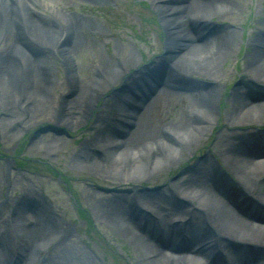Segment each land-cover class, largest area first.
Returning <instances> with one entry per match:
<instances>
[{
    "label": "bare ground",
    "instance_id": "obj_1",
    "mask_svg": "<svg viewBox=\"0 0 264 264\" xmlns=\"http://www.w3.org/2000/svg\"><path fill=\"white\" fill-rule=\"evenodd\" d=\"M34 1L39 5L44 4L43 0ZM155 1L164 15L168 30L167 47L171 48L175 45L179 47L180 39H194V25L182 21L179 16L185 8L183 5L193 10L192 14L196 13L203 23L213 17L225 18L237 9L232 0ZM9 2L15 3L12 12L8 11ZM177 3L183 7L177 6ZM46 7L54 13L53 5L48 3ZM41 13L30 0H0V44L5 42L0 50V80L5 78L10 84L9 78H15L14 66H21V69L24 62L26 69H29L27 72L31 73L27 88L23 87L25 91L22 92L26 93L23 98H19L17 88H13L16 91L14 95H0V104L6 106L0 117V133L4 135L9 134L10 130H18V126L21 129L28 127L36 117L34 108L41 103L43 93L52 84L50 64L46 62L50 55L62 57L70 69L69 78L74 81L78 78L72 62L73 51H79L88 44L81 35L84 29L90 27V23L79 16L64 17L57 25L59 36L51 43L48 40L50 27ZM235 33L215 34L196 42L199 51L190 48V51L176 56L169 69V77L180 79L183 74L194 75L191 71L194 68L199 71V76L209 79L211 84H218L216 74L223 75V70L218 71L217 68H220L224 56L234 48ZM252 46L253 54L250 52L247 55V70L244 69L246 86L261 90L264 87V36L256 34L254 41L250 40L248 45ZM33 49H42L44 53L34 55ZM190 60L197 61L193 64ZM121 66L125 69L127 63H121L118 68H102L101 81L93 93L78 96L84 98L82 105L77 102L78 97L71 104L64 102L59 116L61 122L72 130L88 119L93 105L91 101L97 103L98 92L105 83L114 81L125 71ZM17 70L19 72V68ZM155 70L159 72L160 66H156ZM125 81L131 82L132 76ZM215 85L193 94L192 98L198 106L189 111L192 116L190 121L179 117L177 123L167 124L169 127L165 130H161L162 126L149 118L150 114L155 113V97L161 93H171L165 84L155 81L150 85L153 96L145 97V101L141 98L142 108L138 110L139 107L134 106L130 114L125 112L123 101L130 103L132 99L112 96L102 109L111 107V115H115L111 120L114 121L99 120L96 136L82 146L74 157V163L80 167L101 168L103 176H120L128 180L136 176L152 179L167 165L177 164L186 154H190L201 143L207 129L212 128L213 120L218 116L219 102ZM120 93L127 95L128 91L122 88ZM235 93L231 98V107L223 111L228 116L227 125L218 132L207 155L194 162L179 179L168 183L159 193L137 191L131 197L110 198L111 201L100 203L97 207V215L137 249L141 264H264V226L256 225L263 220L264 131L258 133L252 127L254 123H263L264 101L250 100L245 88ZM147 104L148 111L145 113L146 109L143 108ZM14 105L17 107L13 108ZM74 106L81 109H74ZM246 133L256 140L244 139ZM138 155L144 157V164ZM138 167L140 170L135 171ZM17 212L20 214L17 217L22 221L24 215L21 209ZM26 224L19 223V245L24 250L18 249L22 254L18 253L14 258L9 256L11 243L0 227V264H32L28 258L34 259L31 252L35 247L41 243L49 245L53 241V247L58 249L66 235L64 231L55 232L53 237V233L48 235L46 232L50 228L45 229V222H35L31 226ZM231 243H241L243 246L239 251H234ZM251 245L261 252L254 254ZM62 252L65 253L64 250ZM58 264H65L64 259Z\"/></svg>",
    "mask_w": 264,
    "mask_h": 264
},
{
    "label": "rangeland",
    "instance_id": "obj_2",
    "mask_svg": "<svg viewBox=\"0 0 264 264\" xmlns=\"http://www.w3.org/2000/svg\"><path fill=\"white\" fill-rule=\"evenodd\" d=\"M30 1L42 12L41 15L50 27L48 40L51 43L59 36L56 32L57 25L64 17L79 16L90 23V27L84 29L81 35L88 44L79 51H73L72 62L78 74L77 81L71 78V83L69 80L70 69L64 64L62 57L57 54L50 55L46 62L50 64L52 84L49 85L48 91L43 93L41 103L34 108L36 117L29 122L28 127L21 129L18 126V130H10L7 135L0 133V227L11 243L9 256L14 258V255L22 254L24 250L19 245L20 222L27 223V226L35 222H45V229L50 228V231L46 232L48 235L53 233V237L55 232L58 234L62 231L66 235L58 249L53 247V241L49 245L41 243L35 247L31 252L35 262L34 259L28 258L32 264H58L63 259L65 264H141L137 249L127 238L115 232L112 225L97 215V207L100 203L111 201L110 198L131 197V194L137 191L159 193L168 183L179 179L194 162L207 155L218 132L227 125L228 116L223 114V111L231 107V98L235 92L244 87V69L247 70L249 59L247 55L253 50V46L248 47V40L254 41L256 34L264 30V0H232L237 9L230 15L225 18L213 17L207 23H199L193 41H186L178 44L179 47L175 45L172 48L167 47L164 15L161 13V17H158L159 3L155 0H43V5L34 0ZM48 3L53 5L54 13L46 7ZM183 6L185 8L179 14L182 21L195 23L190 18L201 20L196 13L192 14L193 10ZM14 8L15 3H11L8 11L12 12ZM209 12L212 13V10L209 9ZM232 30L237 32L234 35V48L228 57L224 56L220 68H217L218 71L223 70L221 76L216 72L215 81H219L218 84H211L212 81L199 76V71L194 68H191L194 75L187 77L183 74L182 79H176L179 84L189 86L190 90L203 91L215 85L218 98L221 96L220 104H217L219 117L216 116L212 128L207 129L201 143L190 154L183 156L177 164L160 169L162 171L159 175L150 180L141 176L130 180L120 176H103L101 168L80 167L74 163V157L82 146L96 136L99 120L115 117L111 115V107L102 109V106H106V101L112 96L120 95L119 98L126 96L131 99L136 97L135 94L142 95V91L148 92V84L155 77L167 76L165 65L174 62L176 56L186 53L190 48H196L192 51H199L196 42L202 38ZM4 45L5 42L0 44V50ZM41 50L33 49V54L41 55L44 53ZM130 57H133L132 60ZM194 61L197 60H190L193 64ZM123 62L127 63V68L123 69L121 66L125 71L114 81L105 83V86H108L99 90L97 103L95 100L91 101L93 105L89 110L88 119L72 130L65 126L59 118L60 111H63L65 106L64 102L69 101L71 104L80 95L92 94L95 86L101 81L102 68H118ZM25 65L21 69V66H14L15 78H9L11 86L5 78L0 80V95H14L16 91L13 88H17L20 92L19 98L24 97L26 93L22 92L25 91L23 87L27 88L26 85L31 79V73L27 72L29 69H26ZM155 65H160L161 70L158 73H154ZM145 66L149 67L144 68ZM131 76L132 81L126 83L125 80ZM122 88L128 91L127 95L120 93ZM168 89L171 93H161L155 97V113L149 116L154 123L162 126L161 130L169 127V123H177L179 117L190 121L192 116L189 111L198 106L194 98L184 95L185 92L179 87ZM262 92L254 90L248 97L252 101H264V90ZM82 98H76L81 105L84 101ZM132 102L134 103V100ZM124 104L127 103L124 101ZM5 108L6 106L0 104V117ZM73 108L78 109L80 106ZM144 109L147 113L148 104ZM66 116L71 117L68 114ZM262 121L260 125H249L262 130L264 120ZM51 126L64 129V132L68 131L70 135L49 132ZM253 137L246 135L248 139ZM45 146L48 147L44 148ZM138 158L144 164V157L138 155ZM138 168H135V171H139ZM20 209L24 215L22 221L17 217L20 215L17 214ZM230 245L233 249L243 246L241 243ZM20 248L21 252L18 250ZM23 256L26 258V254L23 253Z\"/></svg>",
    "mask_w": 264,
    "mask_h": 264
}]
</instances>
